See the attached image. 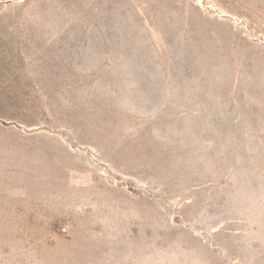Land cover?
<instances>
[{
  "label": "rangeland",
  "instance_id": "1",
  "mask_svg": "<svg viewBox=\"0 0 264 264\" xmlns=\"http://www.w3.org/2000/svg\"><path fill=\"white\" fill-rule=\"evenodd\" d=\"M0 264H264V0H0Z\"/></svg>",
  "mask_w": 264,
  "mask_h": 264
}]
</instances>
